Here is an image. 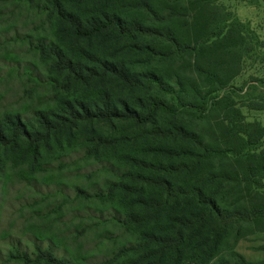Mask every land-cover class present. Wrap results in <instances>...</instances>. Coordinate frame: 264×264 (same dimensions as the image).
Returning <instances> with one entry per match:
<instances>
[{"label":"trees","instance_id":"trees-1","mask_svg":"<svg viewBox=\"0 0 264 264\" xmlns=\"http://www.w3.org/2000/svg\"><path fill=\"white\" fill-rule=\"evenodd\" d=\"M48 8L77 46L40 41L35 52L65 76V89L94 81L110 87L95 95L102 106L66 104L56 122L0 124V149L22 144L38 156L57 132L96 121L115 133L89 138V153L128 169L94 197L118 195L128 208L122 225L150 228L134 264H264L232 249L245 232L264 235V126L245 121L236 101L244 86L232 85L264 42L218 0H51ZM141 62L149 67L143 81L128 67ZM249 83L248 108L264 110V92L254 85L264 87V79ZM113 85L144 98L134 105L112 94ZM125 122L135 134L116 132ZM36 251V261L61 264Z\"/></svg>","mask_w":264,"mask_h":264},{"label":"rangeland","instance_id":"rangeland-1","mask_svg":"<svg viewBox=\"0 0 264 264\" xmlns=\"http://www.w3.org/2000/svg\"><path fill=\"white\" fill-rule=\"evenodd\" d=\"M50 1L0 0V124L22 119L38 128L41 117L56 122L66 114V104L76 108L75 103L83 102L93 108L92 104L100 101L95 95L110 87L109 82L94 81L65 89V76L35 52L34 45L40 41L77 46L64 32L65 26L44 12ZM218 4L264 42V0H218ZM81 45L87 46L85 42ZM128 67L142 81L149 69L144 62ZM254 78L264 79L263 49L244 62L232 85L244 86L239 93L242 98L236 101L245 121L264 126V110L248 108L252 101L249 82ZM254 85L264 92L259 83ZM111 93L134 105L138 98H144L141 92L114 85ZM102 105L100 101L98 106ZM95 122L78 121L71 131L57 132L38 156L28 155L22 144L0 149V264H47L35 260L37 247L61 264H134L142 254L150 228L122 225L128 208L118 202V195L109 200L94 197L106 192L108 184L128 169L112 158L97 161L89 153L93 148L87 143L89 138L115 133ZM179 123L194 125L187 117H181ZM116 126L117 133H136L130 123ZM110 155H114L112 149ZM246 233L233 252L247 261H264V235ZM138 246L140 250L124 252ZM18 256L30 262L24 263ZM234 260L227 252V261Z\"/></svg>","mask_w":264,"mask_h":264}]
</instances>
